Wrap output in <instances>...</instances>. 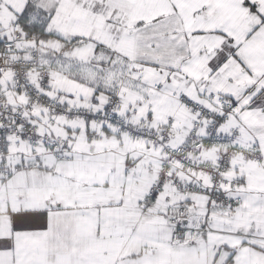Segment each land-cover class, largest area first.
<instances>
[{"label":"snow or ice","instance_id":"6c2138e0","mask_svg":"<svg viewBox=\"0 0 264 264\" xmlns=\"http://www.w3.org/2000/svg\"><path fill=\"white\" fill-rule=\"evenodd\" d=\"M0 264H264V0H0Z\"/></svg>","mask_w":264,"mask_h":264}]
</instances>
